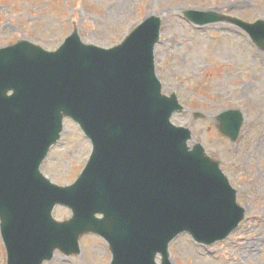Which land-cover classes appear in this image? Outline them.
<instances>
[{
  "label": "water",
  "instance_id": "water-1",
  "mask_svg": "<svg viewBox=\"0 0 264 264\" xmlns=\"http://www.w3.org/2000/svg\"><path fill=\"white\" fill-rule=\"evenodd\" d=\"M184 15L197 24L232 22L264 49V20L247 23L192 9ZM160 26L161 18L150 15L109 48L82 42L76 29L54 51L24 39L0 48V232L6 264H43L55 250L76 254L80 236L88 232L107 241L110 264H172L168 243L180 232L210 244L243 219L219 160L198 142L190 147V129L170 121L183 106L174 93L161 92L156 75ZM66 116L91 140L92 151L77 179L58 185L39 166ZM217 120L218 129L235 140L241 112L227 110ZM57 204L71 216L56 220Z\"/></svg>",
  "mask_w": 264,
  "mask_h": 264
},
{
  "label": "rangeland",
  "instance_id": "rangeland-1",
  "mask_svg": "<svg viewBox=\"0 0 264 264\" xmlns=\"http://www.w3.org/2000/svg\"><path fill=\"white\" fill-rule=\"evenodd\" d=\"M187 8L216 10L249 22L264 19V0H0V46L28 39L53 50L77 28L84 42L107 47L145 17L159 15L157 75L163 93L175 92L185 107L171 121L190 128L191 143L199 141L220 159L245 209L239 225L210 245L179 234L169 243L170 259L173 264H264V50L234 25L188 22L182 15ZM230 108L243 114L234 142L216 128L217 115ZM194 111L204 118L194 119ZM90 148L79 127L67 119L40 169L55 183H71ZM69 215L66 207L53 211L57 219ZM110 259L104 239L85 234L79 253L56 251L45 264H109ZM0 264H5L1 236Z\"/></svg>",
  "mask_w": 264,
  "mask_h": 264
}]
</instances>
